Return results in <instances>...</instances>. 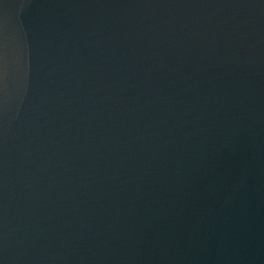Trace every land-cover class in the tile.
Returning a JSON list of instances; mask_svg holds the SVG:
<instances>
[{
  "label": "water",
  "instance_id": "water-1",
  "mask_svg": "<svg viewBox=\"0 0 264 264\" xmlns=\"http://www.w3.org/2000/svg\"><path fill=\"white\" fill-rule=\"evenodd\" d=\"M0 264H264V0H0Z\"/></svg>",
  "mask_w": 264,
  "mask_h": 264
}]
</instances>
